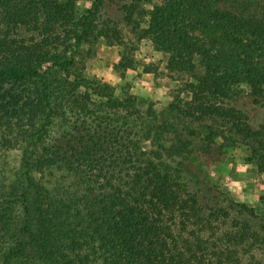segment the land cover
<instances>
[{"label":"trees","instance_id":"1","mask_svg":"<svg viewBox=\"0 0 264 264\" xmlns=\"http://www.w3.org/2000/svg\"><path fill=\"white\" fill-rule=\"evenodd\" d=\"M81 1L0 0V264H264V197L206 169L244 147L264 174V0ZM133 35L186 78L164 121L85 74Z\"/></svg>","mask_w":264,"mask_h":264},{"label":"rangeland","instance_id":"2","mask_svg":"<svg viewBox=\"0 0 264 264\" xmlns=\"http://www.w3.org/2000/svg\"><path fill=\"white\" fill-rule=\"evenodd\" d=\"M162 1L153 0L146 9L151 10ZM91 6V0L81 1L79 14ZM128 38L133 40L130 43V67H125L129 62L122 60L121 47L109 46L101 39L94 47L86 45L83 48L86 57L85 74L111 85L118 95L125 92L136 95L139 107L147 109L153 106L160 120L164 121L169 112L168 104L186 78L166 69L167 56L156 50L148 38L139 40L134 35ZM183 96L187 97L186 94ZM167 140L171 142L172 135H168ZM227 150L222 163L206 168L211 179L238 201L258 206L264 197L263 174L258 173L249 161V152L244 147H230ZM21 155L19 149L12 150L8 155V168L4 170L7 181L4 182H12L16 178Z\"/></svg>","mask_w":264,"mask_h":264},{"label":"crops","instance_id":"3","mask_svg":"<svg viewBox=\"0 0 264 264\" xmlns=\"http://www.w3.org/2000/svg\"><path fill=\"white\" fill-rule=\"evenodd\" d=\"M262 177H263V181H264V174L262 175Z\"/></svg>","mask_w":264,"mask_h":264}]
</instances>
